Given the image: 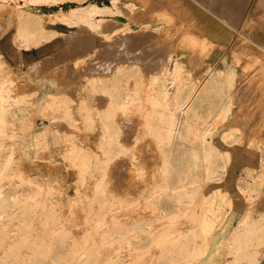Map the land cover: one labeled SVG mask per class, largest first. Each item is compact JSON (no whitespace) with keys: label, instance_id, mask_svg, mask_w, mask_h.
<instances>
[{"label":"rangeland","instance_id":"374dc122","mask_svg":"<svg viewBox=\"0 0 264 264\" xmlns=\"http://www.w3.org/2000/svg\"><path fill=\"white\" fill-rule=\"evenodd\" d=\"M91 1L94 0L88 2ZM123 1L137 3L138 7L131 10V16L135 15V19L122 20L120 23L124 26L131 24L132 27L136 21L146 20L154 27V34L152 33L150 38L156 34L158 39L155 36L154 41L150 39L147 43L136 46L128 45V43L115 44L109 42V39L116 33L113 32L114 30L118 32L122 29L104 24L105 26H101L103 28L100 27L97 31L90 33L83 30L87 29L85 25H78L69 29L65 28V34L57 37L52 47L44 50L18 49L14 41L18 8L15 5L0 7V47L5 56L2 55L1 48L0 54L7 68L12 72L15 93L24 94L26 100V103L15 108L11 114L14 118L16 135L0 140V161L11 152L12 146L15 148L16 158L19 159H16L11 167H3L0 172L4 176L9 175V179L15 183L18 182V178L14 175L13 169L19 166L20 173L25 177H31L32 180L46 185L50 190L45 195L46 199L48 198L46 203L41 204L42 202L39 201L30 205L25 201L28 197V186L17 185V183L7 188L5 185L10 191L7 194L9 201L6 202L0 214V229L4 228L10 220L15 223L25 220L26 224L18 238L22 240L21 242L33 243L34 241L33 246L38 248V253L36 252L37 256L34 255L30 259L36 264H63L59 247L65 240L71 243L69 254H82L81 263L71 257V262L66 264H74V262L75 264H160L161 261L167 260L166 255L170 253L168 251L173 242L181 240L179 238L185 232H191V234L198 232L205 214L209 216L210 221H216L218 218L215 215L224 213L225 218L217 220L220 223L217 230L208 233L205 239L196 234L191 236V244L203 245L201 247L206 249L197 259L187 263L223 264L227 259L224 247L226 238L241 216L246 212H252L255 217L264 214V56L258 57L254 53L256 46L249 40V34L240 33L241 25L246 21V15L250 14L255 0H204L209 6L205 5L203 0H153V3H147V0ZM72 5L75 3H69L63 9L67 10ZM57 10L58 6L35 8L36 12L43 14L45 28H50L54 24L45 12ZM141 13L145 15L142 16ZM146 14H150L151 18ZM253 21L264 30V19H253ZM160 25L163 26V30L160 29ZM170 27L172 31L175 29L172 33L176 31V35H173L171 31L169 34L167 29ZM166 30L170 35L169 39L166 37ZM92 34L95 36L94 43L90 41ZM160 36L165 37L162 39ZM172 37L178 39L177 45L180 50L191 51L188 56L189 67H199V65L201 67L202 63L199 64V62L206 60L212 50L215 48L219 50L223 45L234 58L236 67L239 68L234 84L242 85L244 88L245 95L241 99L244 103L241 101L236 104L226 119L211 121L213 124L210 127L214 135L212 145L217 146L221 151L212 164L208 165L210 170L212 169L211 175L206 176L204 169L196 171L189 169L190 160L193 158L191 142L186 144L179 142L177 145L180 146H175L173 159L179 176L186 180L190 190L199 187L193 190L192 200L181 203L162 202L155 213H146L145 199L152 196L156 188H160L163 180L166 179V174L162 171L163 156L151 142L147 141L142 142L137 148L139 149L138 161L145 169L143 177L133 171L131 141L132 137H139L143 131L141 121L136 120L133 113L126 115L117 112L115 114L114 123L122 129L120 128L118 136L119 144L117 146L115 144L110 149L118 152L121 149H127L128 152L114 157L108 163V168L104 164L96 167L88 162V159L79 158L74 153L70 154L69 151L72 148V141L78 147L98 144V140L102 139L104 125L100 115L109 109V99H111L109 92L114 87L119 88L120 91L131 87V81L128 82V79L117 73L115 68L117 69L119 65L131 66V64L140 63L142 72L147 71L143 72V78L150 79L156 72L155 61L150 59L143 61L139 53L152 52L168 43V46L172 45ZM165 40L170 42L164 43ZM13 42L17 46L16 50H14ZM139 50L142 51L139 52ZM15 52H18V55H14ZM7 54L13 56L9 59L6 58ZM17 57L20 59L17 60ZM193 62H198V66ZM241 63L244 64V68H240ZM246 63L247 67H245ZM216 65H219V59L216 60ZM241 70L244 75L248 73L247 81L240 82ZM95 76L96 79H109L108 87L92 85ZM50 93L57 96L50 97ZM85 98L88 106L84 108L93 120L91 125L86 124V113L81 109ZM215 100V98L211 99L206 104L201 110L202 115H209ZM49 101L52 104L47 109L46 105ZM193 125L199 130L204 127L200 120H195ZM85 161L90 163L89 168L83 167V164H86ZM255 181L260 184L254 191L250 189V186L254 185L252 183ZM163 210L176 215L174 218H157ZM84 222L88 223V227H85ZM98 222H104L105 229H109L111 238L115 239L112 244L107 245L102 242L100 237L103 230L95 229ZM137 223H139L138 227L143 229L146 223H152L153 234L147 237L146 234L137 233L134 230ZM82 227H85V230ZM15 228L17 229L16 226ZM92 232L95 234L94 237ZM13 236H7V239L15 238ZM2 238H4L3 235L0 236V239ZM128 240L133 245L130 250L125 247ZM48 245L55 247L49 253L51 255L46 257L44 250L48 249ZM26 251L23 245L16 247L11 253L13 257L9 259L8 264H19L20 257ZM259 252L264 254V246L259 248ZM5 255L7 254H3L4 258ZM258 259L259 264H264V255L258 256ZM0 264L6 263L1 260Z\"/></svg>","mask_w":264,"mask_h":264},{"label":"bare ground","instance_id":"6f19581e","mask_svg":"<svg viewBox=\"0 0 264 264\" xmlns=\"http://www.w3.org/2000/svg\"><path fill=\"white\" fill-rule=\"evenodd\" d=\"M86 1L88 2L89 0H0V7H3L5 5H10V6L15 5L18 8V13L16 16L17 30L14 36V41L16 42L18 49L19 48H23L26 50H30L32 48H37L40 50L47 49L53 46V43L57 39V37L65 34V30H64L65 28L69 29L78 25H85L88 30L86 28L83 30H85V32L87 31L90 33L91 31L92 32L97 31L101 26H105L104 24L106 25L108 24L107 26L110 25L112 27L115 26L118 29H122L121 31L118 32L117 30H114L113 32L116 33L112 37H110L112 41H110L109 39V42L115 44L125 45L126 43H128V45L131 44L133 46H136L143 44L145 42L147 43L148 40L153 39L155 36L156 39L159 38V37L157 38L156 34L153 38H150V36L154 32L153 31L154 27L150 24V22L146 20L144 22L136 21V23L132 27L131 24H125L124 26L120 23V21L122 20L130 21L131 19H135V15L133 16L134 18L131 16V10H134L135 8L138 7L137 3H133L131 1L124 2L123 0H107V1L94 0L88 3H86ZM152 1L153 0H147V3H153ZM203 2L205 3V5L207 4V6H209L208 3L205 2L204 0ZM69 3H75V5H72L69 7V9L64 10L63 9L64 6L68 5ZM46 6H58L57 11L45 12L47 15H49L48 17H50L51 21L54 23L53 26L50 28H45L42 19L43 14L35 11L36 7H46ZM143 15L145 14H142V16ZM149 15L150 14H148L147 16ZM149 18L151 17L149 16ZM140 19H142V17ZM155 20L156 19H154V21ZM151 22H153L152 19ZM159 27L160 29L163 30V26L160 25ZM171 27H170L171 30L167 29L169 30L168 31L169 34L170 31L172 33L175 30L174 29L172 31ZM167 30H166V37L168 38V36L170 37V35L167 34ZM172 34L176 35V31ZM164 37L165 36H163V38ZM177 37L179 36L177 35ZM172 38H173L172 39L173 41L171 40L172 45L170 44L168 46L169 44L168 43L167 45L164 44L165 46L163 45V47H160L152 52L139 53L141 55V58H143V61L145 60L149 61L148 59L155 61L156 72H154L151 75L150 79L145 80L143 78V72H147V71L142 72L143 68L142 69L140 68L141 66V65L139 66L140 63L135 64L134 61L133 63L135 65L132 64L131 66L119 65L117 69L115 68L117 73H120V75L122 74L123 77L128 79V82L131 81V85H130L131 87L122 89L123 91H120L119 88L114 87V89L111 92H109L111 96V99H109L110 101L109 109H106V111L101 113L100 115L101 121L104 124L102 127L103 129L102 139L98 140L99 141L98 144L99 143L100 144L99 145L96 144V146H93L92 144H91L92 146L90 144L89 145L87 144L85 147H78V145L74 144V141H72L71 142L72 148L69 151L70 154L74 153L79 158H83L84 160L88 159L89 161L88 160L87 161L91 162L92 165H95L96 167L98 165L104 164L108 168L107 166L109 165L108 163L112 161L114 157L116 158L121 153L128 152L127 149H121L119 150V152L110 149L115 144L116 146L117 144H119L118 136L120 135L121 127L116 126V124L114 123L115 114L117 112L126 115L133 113L134 114L133 117L136 118V120L139 119L143 126L142 134H140L139 137L136 136L132 137L133 140L131 141V166L133 171L137 172L139 176L143 177L145 169L141 167L140 162L138 161L139 157L137 158V151L139 149L137 148L138 145H140L142 142L147 141V142H151L155 146L158 153L163 156L162 171L163 173L166 174V179L163 180V184L160 185V188L158 189L156 188L154 194L145 199L144 211L146 213H155V211L160 207L162 202L177 201L181 203V202H190L192 200L193 192L195 191V189H198L199 187L193 188L194 191L190 190L189 189L190 186H188L189 184H187L186 180L179 176L180 174H178V169L175 165V160L173 159L175 146L179 142L180 143L184 142L185 144L186 142H191V144H193L192 145L193 147L191 148V156H193V158L192 160H190L191 163L189 164V169L190 170L193 169L195 171L199 169L200 170L204 169L206 176L211 175L210 173H212V169L210 170L208 165H211L214 159L218 157L217 155L221 154V151L218 149V147L212 145L214 135H213V130L210 127L211 124H213L211 121L226 119L227 116H229V114L231 113L233 107L236 104L241 103L242 101L241 99L243 98V95H245L244 94L245 91L242 85L239 86L238 84L237 86L234 84L237 74L239 72V68L236 67L234 58L224 49L223 45H221L219 50H216V48L212 50L209 54V57L206 60L199 62V64L202 63L201 67L200 65L199 67L196 66L189 67L188 56L189 54H191V51L185 52L184 50H180L179 45H177L178 39H175L174 37ZM94 39L95 36L93 35L90 39L91 43H94ZM166 41L167 40H165L164 43H166ZM205 41L206 40L204 39V42ZM160 42H158V44ZM167 42H170V40ZM154 45L156 46V44ZM160 46H162L161 43ZM140 51L142 50H139V52ZM192 56L195 57L196 55L192 54ZM217 59H219V65H216ZM193 63L197 65L198 62H193ZM110 70L112 71V69ZM11 74L12 72L7 68L6 63L4 59H2V56L0 54V140L5 137H11L16 135V130L14 127V118L13 116L11 117V114L15 108L20 107L21 105L26 103L24 94H20L18 92H17L18 94L15 93L16 92V90H14L15 81L11 77L12 76ZM108 80L109 79H105V78L96 79L95 76V79L92 80V85L99 84L103 88H107ZM53 96L54 94L50 95V97ZM210 98L212 100L214 98L216 99L215 103L213 104V110L209 113L208 116L207 114L206 116H204L202 115L201 110L211 100ZM243 101L242 103H244ZM54 102L53 104H55ZM51 104H52L51 101L47 103L46 105L47 109L48 106L49 107L51 106ZM82 110L85 111V108ZM85 113H86L85 122L87 125H91V122H93V120L91 119V116L87 114L88 111L87 112L85 111ZM195 120L202 121V123L204 124L202 130H199L197 126L196 128L193 125V123H195ZM11 148H12L11 152L6 154L4 160L2 159L0 161V171L3 167L5 168L11 167V165L17 159L15 155L16 153L15 148H13V146ZM89 164L86 162V164H83V167H88ZM13 170H14V175H17L18 178V182L15 183H12L11 181L12 179L11 180L9 179V175L4 176L0 172V214L6 202L9 201V199L7 198V194L10 191L6 189L5 185H7V188L10 187L12 184L16 185L17 183H18L17 185L24 184L28 186L29 187V189L27 188L29 190L27 191L28 197L27 199H25V201H27V203H29L30 205L36 204L39 201L42 202L41 204L47 202L48 198L46 199L45 195H47L50 190L46 185H42L40 183L35 182L34 180L31 179V177H25L22 173H20L21 170L19 166H17ZM145 172L148 173V171ZM106 173L108 172L106 171ZM146 176H148V174H146ZM144 178L146 177L144 176ZM259 184H260L259 182L255 181L254 185L250 186V189L255 191L257 185ZM211 199L213 200L214 198ZM185 214L186 213L184 212V215ZM175 215H176L175 213L167 212L163 210V212L160 213V215L157 218H174ZM224 215H225L224 213L216 214L215 217L218 219L225 218ZM204 218L205 219L201 222L197 233L192 232L193 234H191V232L189 233L185 232L184 235H182V237L179 238L181 240L178 239L179 240L178 242L172 243V247L170 248V250L169 251L167 250L168 252H170L169 254L166 255L167 260L165 262L161 261L162 264H187L194 261V259H197L201 254L204 253L206 248L201 247L203 245L191 244V240H192L191 236H195L196 234L197 236H203V238L205 239L206 238L205 236H207L208 233H212L215 230H217V226H219L220 224L219 222H217L218 219H216V221H210L209 216H207L206 214L204 215ZM84 219H86V217ZM25 222L26 221L24 220L20 223L17 222L15 223L12 220H10L9 222L6 223L4 228L0 229V234L3 235L4 237L0 239V254H1L0 261L3 260V262L8 264L9 259L13 257L11 253H13L14 249L19 245H23L26 247L27 251L25 254L22 255V257H20L19 264H32L34 262L32 259H30L32 256L36 255L35 253L37 252L38 249L37 247L33 246L34 241L33 243L26 241L21 242L22 240L18 238V235L22 233L21 230L24 229L23 226L26 224ZM94 223L95 222H93V224ZM84 224L85 227L88 225V223L85 222ZM138 224L139 223L135 224L137 228L135 227L134 229L137 231V233L138 232L142 233V235L146 234L147 237L153 234L154 230L153 227H151L152 223H146L144 229L138 227ZM58 225L60 226V224ZM14 226H16L17 229L16 228L14 229ZM84 228L82 227L83 230H85ZM95 229L98 231L103 230V232L101 233L102 236L100 238L102 239V242H104L105 244L107 245L112 244L115 241L114 238L113 239L111 238L112 234L108 231L109 229L108 230L105 229L104 222H98L95 226ZM54 231L57 230L54 229ZM11 235H14L15 238L7 239V236H11ZM94 235L95 234L93 233L92 237H94ZM68 242H66V240L65 242H61V245L59 247V249L61 250L60 252L61 259H63L62 263L63 264L70 263L72 259L71 257H73V259L76 258L77 262L81 263L80 259L82 258V254L81 255L78 253L76 255L69 254L71 250L70 247L71 243L69 244ZM81 242L82 240L80 241V243ZM125 245H126L125 247L128 248L129 250L131 249V246H133L131 245L130 241L127 242ZM261 246H264V214L260 215L259 217H255L253 216L252 212H246L237 221L236 226H234L229 236L226 238L224 247L226 250L227 259L226 261H224L223 264H244V263L258 264L259 263L258 256L262 255V253L259 252V248ZM54 247H55L54 245L53 246L48 245V249L44 250L46 251L45 253L47 254L46 257L51 255L49 253L53 251ZM3 254H7L5 255V258ZM34 264L36 263L34 262Z\"/></svg>","mask_w":264,"mask_h":264},{"label":"crops","instance_id":"0c3cea01","mask_svg":"<svg viewBox=\"0 0 264 264\" xmlns=\"http://www.w3.org/2000/svg\"><path fill=\"white\" fill-rule=\"evenodd\" d=\"M249 17H250V20H248ZM259 18L264 19V0H255V3L251 6L250 14L246 15V21L244 23H242V25H241L242 31L240 33L241 34L245 33L246 35L249 34L250 41L253 42L256 46V50L254 53L258 57H261V56H264V30H262V28L259 27L260 25L258 23H254V21H253V19L258 20ZM13 44H14V50H16L15 47H17V46H15L16 44L14 42H13ZM257 44H259V45H257ZM1 52H2V55L5 56V53L3 52L2 48H1ZM241 52H242V49H241ZM14 55H18V52L17 53L15 52ZM7 56L8 57H6V58L10 59L13 55L10 56L9 54H7ZM16 59L19 60L20 58L17 57ZM239 66H240V68H244V64H242V63ZM247 66H248V64L246 63L245 67H247ZM257 66H259V65H257ZM242 72H243V70H241L240 82L247 81V78L249 75H247V74L244 75ZM244 76H245V78H242ZM51 94L52 93H50L49 96ZM55 96H57V94L56 95L54 94V97ZM85 106L86 107L88 106V101L86 98L84 99L83 104L81 105V109H84ZM242 181L244 182L245 180H242ZM252 184H254V183H252ZM262 255H264V254L262 253Z\"/></svg>","mask_w":264,"mask_h":264}]
</instances>
